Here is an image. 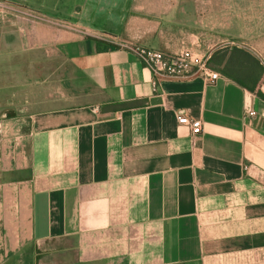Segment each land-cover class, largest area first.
Instances as JSON below:
<instances>
[{
  "label": "crops",
  "instance_id": "0c3cea01",
  "mask_svg": "<svg viewBox=\"0 0 264 264\" xmlns=\"http://www.w3.org/2000/svg\"><path fill=\"white\" fill-rule=\"evenodd\" d=\"M10 1L0 264H264V84L241 86L251 62L232 55L264 68V0ZM123 43L231 51L213 83L153 87Z\"/></svg>",
  "mask_w": 264,
  "mask_h": 264
},
{
  "label": "built area",
  "instance_id": "2783aa9c",
  "mask_svg": "<svg viewBox=\"0 0 264 264\" xmlns=\"http://www.w3.org/2000/svg\"><path fill=\"white\" fill-rule=\"evenodd\" d=\"M120 47L133 54L149 70L153 78V87L163 79L188 80L197 76L204 83L210 84L219 77V74L208 66L204 56H197L189 49H184L178 54H169L131 43H123ZM248 115L251 117L254 112L250 111ZM176 120L178 124L188 127L193 138L202 133L199 120L188 119L185 115H176Z\"/></svg>",
  "mask_w": 264,
  "mask_h": 264
},
{
  "label": "trees",
  "instance_id": "16d2710c",
  "mask_svg": "<svg viewBox=\"0 0 264 264\" xmlns=\"http://www.w3.org/2000/svg\"><path fill=\"white\" fill-rule=\"evenodd\" d=\"M0 2H7V0H0ZM234 53L238 54V57L242 62H245V61L251 62V63H248V65L250 66V69L252 71L251 74H253L246 80L238 81V83L241 86H243L247 91L257 96H261V86L262 84H264V68H262L259 65L256 59H254L253 57H251L244 51L234 49L232 51V55Z\"/></svg>",
  "mask_w": 264,
  "mask_h": 264
},
{
  "label": "rangeland",
  "instance_id": "374dc122",
  "mask_svg": "<svg viewBox=\"0 0 264 264\" xmlns=\"http://www.w3.org/2000/svg\"><path fill=\"white\" fill-rule=\"evenodd\" d=\"M7 2H8V4L5 2L4 4H6V5H8L9 7H11V10L12 9H14V10H16V11H24V10H22V9H19L18 8V6H17V3H14V2H12V1H10V0H7ZM10 4V5H9ZM21 8H23V7H21ZM14 10L12 11V12H14ZM18 13H20V12H18ZM31 14V13H30ZM32 15V14H31ZM233 47V46H232ZM184 49H189L190 51H192L195 55H197V56H204L205 58H206V63L208 64V66H210L209 65V59L211 58V56H212V54L213 53H218V54H222V53H224V52H230L231 50V48L229 49V48H226V47H224V48H219V49H217V50H213V49H211V48H208V47H206V48H204L203 49V47H201L198 43H191V44H189V45H183L180 49H179V51H177V52H175V53H169V54H178L179 52H181L182 50H184Z\"/></svg>",
  "mask_w": 264,
  "mask_h": 264
}]
</instances>
